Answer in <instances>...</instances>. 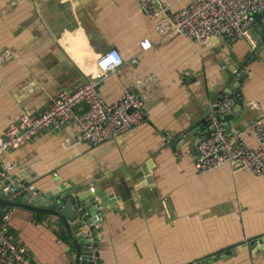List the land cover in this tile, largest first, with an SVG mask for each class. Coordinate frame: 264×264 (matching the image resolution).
Segmentation results:
<instances>
[{"label": "crops", "instance_id": "1", "mask_svg": "<svg viewBox=\"0 0 264 264\" xmlns=\"http://www.w3.org/2000/svg\"><path fill=\"white\" fill-rule=\"evenodd\" d=\"M161 1L171 13L195 0ZM255 22L254 44L219 38L199 46L177 34L161 37L136 0H0V54L12 53L0 65V137L23 114H41L60 91L90 80L110 48L124 64L99 83L101 97L114 103L130 88L144 97L148 114L142 125L96 147L78 142L75 125L40 132L5 153L13 165L5 187L22 183L49 193L72 186L82 194L106 188L115 203L101 208L95 249L101 264H194L210 257V264H264V244L251 245L264 237V177L229 166L199 174L202 132L183 138L230 85L223 65L258 47L242 71L244 82L235 84L243 105L228 125L257 145L247 127L254 120L264 127V17ZM143 168L152 177L145 187ZM56 221L12 208L8 231L36 264H75L72 241Z\"/></svg>", "mask_w": 264, "mask_h": 264}, {"label": "built area", "instance_id": "2", "mask_svg": "<svg viewBox=\"0 0 264 264\" xmlns=\"http://www.w3.org/2000/svg\"><path fill=\"white\" fill-rule=\"evenodd\" d=\"M141 12L157 22L161 37L177 34L203 46L212 39L223 38L227 44L245 40L254 44L251 29L254 15L264 11V0H195L175 12H167L161 0H136ZM143 50L151 47L149 40L141 43ZM6 50L0 54V65L11 56ZM124 64L120 52L114 48L101 53L97 70L86 83L73 91L62 90L39 115L23 114L0 137V198L7 199L5 180L12 170V163L4 160L5 153L25 145L42 131L61 129L75 125L79 132L78 142L98 146L115 140L142 125L148 118L144 97L130 88H125L114 103L101 97L99 83ZM238 97L224 94L221 100L209 106L206 120L209 124L207 139L198 144L196 168L199 174H208L225 166L234 171H246L254 177H264V127L254 120L247 131L256 140L251 147L246 132L225 126L219 115L231 114ZM253 109H260L251 103ZM94 191V188H91ZM11 196L8 199H13ZM12 208L0 206V264H36L27 256L23 247L8 234ZM92 260L96 250L92 249Z\"/></svg>", "mask_w": 264, "mask_h": 264}, {"label": "water", "instance_id": "3", "mask_svg": "<svg viewBox=\"0 0 264 264\" xmlns=\"http://www.w3.org/2000/svg\"><path fill=\"white\" fill-rule=\"evenodd\" d=\"M264 17V11L254 15V29L259 28V25L255 22L261 21ZM253 28V26H252ZM264 34V31L261 35ZM258 47L248 52L245 58L241 61H235V65H229L225 63L223 67H226L225 73L232 78L230 85L225 89L224 94H231L238 97L237 105L234 108L233 113L227 115H219L220 120L227 127L230 120H234L237 113H240L243 105L242 93L235 86L236 83L242 84L246 78L247 72L242 73L245 67L249 66V63L254 59L255 53L258 51ZM222 64V63H221ZM221 100L218 97L215 101ZM214 102V101H213ZM209 113V108L206 110L203 116L197 118L191 126L183 132L184 139L187 136L196 138L197 132H202L200 143L207 139L209 132V124L206 117ZM143 176L140 178L141 186L145 187L151 184L152 177L146 168L142 169ZM106 188H98L93 192L90 190L86 193H74L73 187H61L59 189L51 190L49 193L37 191L34 187L27 184L20 183L19 185L9 187L7 190V197L15 196L13 199L0 198L1 207L21 208L28 211H32L37 214H45L54 216L56 218V224L63 226L70 237L73 249L71 253L75 255V264H101L98 251L95 252L97 259L92 260V249H98V233L100 232L99 226L103 222L104 213L101 208L113 207L115 201H111L112 197L105 195ZM108 190V189H107ZM113 193L108 192V195ZM116 200V199H115ZM264 244V237L262 239H255L251 241V245L261 246ZM223 256V255H222ZM215 258H207L197 261L194 264H210ZM218 259V257H216Z\"/></svg>", "mask_w": 264, "mask_h": 264}, {"label": "trees", "instance_id": "4", "mask_svg": "<svg viewBox=\"0 0 264 264\" xmlns=\"http://www.w3.org/2000/svg\"><path fill=\"white\" fill-rule=\"evenodd\" d=\"M9 236L12 238V234L10 233V230L8 231ZM11 234V235H10ZM13 239V238H12ZM14 240V239H13Z\"/></svg>", "mask_w": 264, "mask_h": 264}]
</instances>
